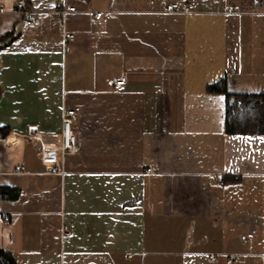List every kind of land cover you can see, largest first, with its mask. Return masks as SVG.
I'll return each mask as SVG.
<instances>
[{"label": "crops", "instance_id": "1", "mask_svg": "<svg viewBox=\"0 0 264 264\" xmlns=\"http://www.w3.org/2000/svg\"><path fill=\"white\" fill-rule=\"evenodd\" d=\"M18 1L0 0V188L16 193L0 248L16 264H264V132L227 135L225 96L205 92L264 96V0H24L34 26ZM63 110L77 149L53 172L41 144L59 146Z\"/></svg>", "mask_w": 264, "mask_h": 264}, {"label": "trees", "instance_id": "2", "mask_svg": "<svg viewBox=\"0 0 264 264\" xmlns=\"http://www.w3.org/2000/svg\"><path fill=\"white\" fill-rule=\"evenodd\" d=\"M205 92L225 96L224 127L227 135L256 136L264 132V96L261 93L231 94L227 90L225 80L207 85ZM6 134L5 129H0V135ZM0 195L16 198V193L6 188H0ZM0 264L16 262L11 254L0 248Z\"/></svg>", "mask_w": 264, "mask_h": 264}, {"label": "built area", "instance_id": "3", "mask_svg": "<svg viewBox=\"0 0 264 264\" xmlns=\"http://www.w3.org/2000/svg\"><path fill=\"white\" fill-rule=\"evenodd\" d=\"M177 9V5H169L165 8L166 12H172ZM15 11L23 16L25 24L28 26H34L38 24L39 20L30 11H28L25 7L24 0H20L15 4ZM74 8L63 9L60 11L62 17H64L68 12H73ZM0 12H3L0 9ZM185 13H188L185 10ZM95 17L99 18L100 14H95ZM73 38L72 35H68L64 38L63 42L66 44L68 40ZM126 78L119 77L114 82V88L117 91H123L126 85ZM77 117V113L74 110H63L62 112V134H61V142L59 146H50L41 144V152H42V161L52 167L53 172H57V162L58 157H65L66 155L73 154L77 149V141L74 135L72 125L73 121ZM149 173L150 170H147ZM68 234V232H65ZM211 260H214V257H210Z\"/></svg>", "mask_w": 264, "mask_h": 264}, {"label": "flooded vegetation", "instance_id": "4", "mask_svg": "<svg viewBox=\"0 0 264 264\" xmlns=\"http://www.w3.org/2000/svg\"><path fill=\"white\" fill-rule=\"evenodd\" d=\"M242 1H246V0H242ZM249 3H251V5H255L257 4L258 1L260 0H247Z\"/></svg>", "mask_w": 264, "mask_h": 264}, {"label": "water", "instance_id": "5", "mask_svg": "<svg viewBox=\"0 0 264 264\" xmlns=\"http://www.w3.org/2000/svg\"><path fill=\"white\" fill-rule=\"evenodd\" d=\"M232 102V101H231Z\"/></svg>", "mask_w": 264, "mask_h": 264}]
</instances>
